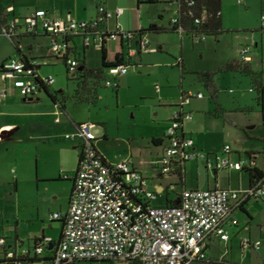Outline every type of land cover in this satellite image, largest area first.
Returning <instances> with one entry per match:
<instances>
[{
	"label": "built area",
	"instance_id": "built-area-1",
	"mask_svg": "<svg viewBox=\"0 0 264 264\" xmlns=\"http://www.w3.org/2000/svg\"><path fill=\"white\" fill-rule=\"evenodd\" d=\"M121 12V7L110 10L99 4L95 16L88 22L69 16L65 19L50 18L45 10L36 9L23 18L22 24L25 33L34 32L39 27L49 36L52 56H62L64 46H70L73 38H79L81 45L95 48L101 47L107 39L127 41V57L137 51H154L145 34L120 29L117 24L110 30L104 28L106 20ZM170 21L175 22V17H171ZM260 27L264 28L263 16L260 17ZM0 29L9 40L16 36L12 25ZM176 30L181 32L179 27ZM249 50V44L239 46L237 58L249 61ZM67 62L69 70H74L75 60L70 57ZM37 65L38 61L31 57H27L26 61L21 56L9 57L0 65V77L2 80L10 79L11 85L24 99L31 98L37 93L40 83L50 86L54 82L51 74L40 75L36 70ZM262 65L264 68V63ZM127 67L126 61L107 67L104 84L116 86V77L125 73ZM191 96L199 98L202 94L183 93L169 116L170 124L164 132L166 143L156 162L160 174H171L175 167L192 159L202 160L209 170L252 168L253 156L231 159L228 156L231 147L227 144L219 152L194 149L192 138L182 131V123L191 119V113L183 110ZM54 121L57 122L58 118L55 117ZM92 127L93 123L82 121L72 131L63 134L65 139L78 142L79 153L66 211L63 215H49V218L63 220L57 242L48 249L49 239L39 238L28 251L6 247L4 239L0 237V264H25L33 255L44 253H49L53 264L74 260L186 264L204 260L208 240L211 237L226 240L228 227L238 224L230 215L231 211L242 208L250 199L264 197L263 173L241 188L182 187L178 191L177 203L153 205L151 200L158 193L150 187L147 178L130 160L106 161L95 147ZM261 153L264 154V144ZM166 188H174L173 183ZM239 243L243 250H256L260 245L259 240L251 241L246 235L240 236Z\"/></svg>",
	"mask_w": 264,
	"mask_h": 264
},
{
	"label": "rangeland",
	"instance_id": "rangeland-1",
	"mask_svg": "<svg viewBox=\"0 0 264 264\" xmlns=\"http://www.w3.org/2000/svg\"><path fill=\"white\" fill-rule=\"evenodd\" d=\"M20 1L24 3L25 0ZM42 1L40 0V2ZM159 7L158 3L142 6L141 18L144 19L154 14L155 9ZM220 8L222 32L218 35H207L200 40L193 39L192 41L181 36L182 46L180 47L179 35L176 32H164L158 35L148 34L147 37L151 43L162 40L166 51L164 50L162 53L158 51L149 55L142 52L140 64L129 67L125 74L118 76L119 84L116 95L111 87H106L100 83L96 88L97 97L94 102H76L70 96L74 85L66 79L64 67L60 60L49 58V64L42 65L40 71L42 74H51L54 78L53 87L62 89L67 95L65 111L72 115L73 119L82 118L93 123L91 132L96 138H99L96 145L106 158L112 162L131 159L142 175L151 183L159 182L162 185H167L178 182L176 176L165 175L160 180L156 178L155 173L158 166L154 167L153 163L160 148L151 143L150 137L160 135L163 129L164 132L168 129V126L163 128V122L156 121L161 117L160 112L167 111V108L158 109V102L176 97L174 100L176 102L173 103H179L180 88L193 92L198 90L203 95L202 99L191 101L193 102L192 112H190L192 121L183 122L184 129L191 132L192 138H198V140L205 142V146L198 148V150L208 153L219 152L224 144L229 145L232 151L234 149L240 150L243 141L246 140L247 143L252 144L247 140V137H252V135L256 139H260L261 136L264 137V95L261 104L256 98V91L249 90L252 84L248 78L227 72L217 71L213 74L217 89L216 100L227 111V115L233 121L231 124L209 112V109L211 110L214 106V101L196 77V73L216 70L225 60L236 56L235 50L243 44H249L251 68L253 70L260 69L259 49L261 47L264 54V31L260 29V17H264V0H221ZM166 17L167 15H164L163 22H165ZM24 41L41 44L42 48L36 52H45L43 38H28ZM254 41L257 43L256 47L253 46L252 42ZM8 48L9 43L0 36V57L6 53ZM85 56L87 66H99L98 49L88 47ZM179 58H181L184 67L181 74L176 65ZM106 79L105 77L103 81ZM33 106L36 111H45L48 108L44 97H41L40 102ZM156 110L158 111L157 116L154 114ZM40 117L41 115L35 119ZM59 117L62 121L56 125V131H54L56 137L59 134L58 138L53 137L52 141L49 140V137L43 138L40 132L46 130L47 127H43L42 122L38 119L39 121L28 122L24 125L20 133L21 141H10L4 145L7 151L0 158V189L9 190L11 184L7 183H12L13 175L18 177L23 166L32 164L33 167L36 154L38 157H47L49 161L57 157L56 144L64 140L60 137V134L63 133L61 128L63 125L69 124L65 114H60ZM169 124L170 121L167 120V125ZM52 128L50 125L48 129ZM71 130L69 128L67 131ZM103 132L106 134L105 141L101 139ZM234 137L236 140H233ZM258 146L259 143L256 147ZM2 150L0 151L2 152ZM52 168L54 171L55 163H53ZM207 170L209 177H211L212 170ZM230 174L229 186L233 187L235 184L232 176L235 173L231 172ZM239 175L243 180V186L245 175L244 173ZM224 177L223 171L217 172L219 186L226 185ZM204 181L205 167L203 161L200 159L187 160L183 178L184 188L203 187ZM157 198V200L152 199L151 201L160 204L161 195H158ZM247 210V213L253 217L249 226L250 234H258L261 237L259 250L250 252L249 256L250 258L261 256L260 263L264 264V201L249 200ZM237 215L239 219L243 218L241 214ZM56 226L57 224L54 223L52 233ZM231 258H237L235 249H232ZM247 260L248 258L245 259V261ZM35 264L53 263L46 260ZM71 264L127 263L105 260H74Z\"/></svg>",
	"mask_w": 264,
	"mask_h": 264
},
{
	"label": "crops",
	"instance_id": "crops-1",
	"mask_svg": "<svg viewBox=\"0 0 264 264\" xmlns=\"http://www.w3.org/2000/svg\"><path fill=\"white\" fill-rule=\"evenodd\" d=\"M153 3L155 4L158 3L160 7L155 9L154 14H151L149 17L142 19L141 18L142 6L150 5ZM99 4L104 5L107 9L110 10L114 9L115 7L122 8L121 14L117 16H112L111 18L106 20L105 23L103 24L104 28L108 30L113 29L115 24H117L120 29L129 30V31L136 30L138 28L144 29L149 24H154L158 28H165V30L163 31L162 29H159L158 31L156 30L150 31L145 33L146 36L148 34L158 35L164 32H170V33L174 32L167 30L168 21L171 17L174 16L173 14L174 8H172L173 5L171 3L165 2L164 0H153V2H148L146 0H116V1L115 0H43L42 2H40V0H25L24 3L20 0H0V28L3 26L12 25V28L14 29V33H16L15 36L16 46H14L11 40H9V38L6 37L1 32L0 29V36L9 43V48L7 49L6 53H4V55L0 57V65L2 64L3 61L8 59L9 57L21 56V54H23L26 57L29 58L31 57L36 59L38 61V65L36 66L37 72L40 75H47L41 73L40 71L41 66L49 64V60H48L49 58L52 59L54 58L55 60H58L55 57H53L49 52V36L46 35L39 27H36L33 34L25 33L22 24L23 18L25 16L30 15L36 9H43L46 11V15L50 18L65 19L66 17L69 16L77 20H89L95 16L96 6ZM164 15H167L165 22H163ZM220 21H221V8H220ZM176 33L179 35L180 47L182 46V41L180 38L181 36L187 37L190 41L193 40L189 38L187 35L183 34L182 32L176 31ZM28 38L31 39L43 38L45 41L44 42L45 52L37 53L36 51L39 48H42V45L38 43H31L24 41V39H28ZM148 40H149V46L151 48H154V51L144 52L145 54L149 55L156 53L158 51L160 53H162L164 50L166 51L162 40L154 41V43H151L150 39ZM127 43L129 42L124 40L107 39L104 42V48H105L107 60H113L115 54L121 53L123 60L129 62L127 67L128 70L129 67H135L136 65L140 64L142 59L141 56L142 51L135 53L131 57H127L126 55ZM252 43L253 46L255 47L257 46V43L255 41ZM70 46L73 47L75 54L83 58V63L87 68H94L87 66L85 64V57H86L85 52L88 47H93V46L87 45L85 46V48H83V46L81 45V40L79 38H73V40L70 43ZM259 46L261 45L259 44ZM15 47H17L19 51H17ZM93 48L99 50V64H100V47L99 48L93 47ZM237 49L235 50L236 56L227 59L224 62L229 60H236ZM261 49L262 47L259 49V56H260L259 64H261L260 69L262 67V63H264V54L263 51H261ZM179 59L181 60V58ZM248 66L251 69V71L255 73H258V71H260V69L253 70L251 68L250 60ZM218 72L235 73L242 77H246L253 86L251 76L245 74L244 72L238 70H220ZM181 73L183 72H180V74ZM104 75L106 77V72H104ZM211 77H212L211 80L214 82L213 75ZM197 79L203 84L201 78H197ZM118 84L119 82L117 76L116 87L113 90L115 95L117 94L118 91L117 90ZM261 84L264 86V73L261 75ZM53 85L54 82L52 84V87ZM250 88L251 87H249V89ZM54 89H56L57 91L62 90L56 87ZM228 91H230V89H228ZM182 92L184 93L188 92L194 94L199 91L198 90H196L195 92L191 90L185 91L184 89L180 88L178 98L180 97V94ZM263 95L264 94H260L258 91L256 92V98L259 99L261 104H262ZM41 97H44L46 99L48 108L45 111H36L33 105L39 103ZM202 97L203 95L199 98L195 96H191L188 102L183 106V110L192 112L193 102L191 101L200 100L202 99ZM210 98L213 99L214 106L211 110L209 109V112H211L214 116L221 118L222 116L220 114H223L228 118V121L224 120L223 118L222 120L227 123L233 124V121L231 120V118H229V116L226 113L227 111H225L224 108L217 102L216 91L213 94V96L210 95ZM174 100H176V97H171L168 100L158 102L157 104L158 109L167 108L166 112H160L161 117H159L156 120L157 122L158 121L163 122L162 124L163 128H166V126H168L167 120H169V116L172 110L175 108V104L173 102L176 101ZM157 112L158 111L156 110V112L154 113L156 116L158 114ZM60 114H65L67 116L68 123L70 124V126L69 124H65L61 128V132L63 133L60 134V137L64 140L56 144V148L58 150L57 157L54 160L49 161L47 157L45 156L38 157V155L36 154L34 156L33 167L32 164L23 166V168H21L22 171L18 173V177L16 175H13L12 183L10 182L7 183V184H11L9 190L7 189V191H5V189H0V237L4 239L5 246L8 248H15L17 250L29 251L32 249V245L34 241L39 238L49 239L50 245H54L57 242L61 229V221L60 218H49V215L52 213H59L60 215H63L66 211L68 204V197L72 187L73 176L75 173L77 157L79 153L78 142L70 139L66 140L63 137V134L65 132H70L67 131L69 128L73 130L74 126L77 123L87 120L82 118L73 119L72 115L68 114L65 110L64 111L59 110L55 104L51 103L50 100L44 95V93L37 92L33 97L24 99L22 96L18 94L17 90L11 85L10 79L7 78L5 80H2L0 77V145L2 146L1 149H3L2 152L0 151V158L1 155L5 153V151H7V148H5L4 146L7 142L21 141L20 133L22 132L24 125L28 122L34 123L40 120L43 124V127H47L46 130L40 132L42 137L43 138L49 137V140L52 141L53 137L54 138L56 137L55 136L56 134L54 133V131H56V125H58L62 121L61 118L59 117ZM39 115H41V117L38 118L39 120L35 119ZM55 117L58 118L57 122L54 121ZM187 121L191 122L192 116L191 119ZM50 125L51 128L52 127L53 128L49 130L48 128L50 127ZM163 130L161 131L160 135H156V136L154 135L150 137L151 143L155 146H159L160 148L159 154L155 162L153 163L154 167L157 166L156 162L161 155L160 154L161 149L163 145L166 143ZM182 131L185 135H188L189 137L192 138V136L190 135L191 132L184 129L183 123H182ZM57 135L59 137V134ZM105 137L106 134L103 132L101 139L105 141L106 139ZM259 138L260 139H256L253 137V135L252 137L251 136L247 137V140H249L252 144L247 143L248 141L246 140L243 141L242 148L240 150L238 149L236 150L234 149V151L231 150V152L228 154L229 158L237 159L239 157L248 158L250 156H253L254 166L257 169L264 171V154L261 153L262 145L264 144V137L261 136ZM98 139L99 138L95 137V142H94L97 151L102 155V157L106 161L112 162L111 160H109L104 156L102 151L96 145ZM152 139H155V141H152ZM157 139H159L160 141ZM192 140H193L194 149L198 150V148L205 146V142L198 140V138L196 139L192 138ZM233 140H236L235 137L233 138ZM256 142L259 143L258 147H256L257 145ZM231 153L233 155H230ZM129 160L131 164L136 169H138L136 164L131 159ZM185 162L182 163L183 175L185 169ZM53 163H55L54 171H52ZM219 171H223L225 173V177H224L226 184L225 186H219L218 184L219 181L217 178V172ZM211 172H212V174L210 175L211 177H209L208 170L205 168V181L203 183V187H192V188H212V187L241 188L249 185L248 173L244 170L219 169V170H212ZM231 172L235 173L234 176H232L234 181L233 183L235 184L233 187L229 186V183L231 182L230 181ZM240 173L241 174L244 173L245 175V181L243 186H242L243 180L239 175ZM155 176L157 179L160 180L165 175H161L159 170H157ZM167 176H175V174L171 173L168 174ZM148 183L150 187H152L154 190L157 191L158 195H161L160 204H155L152 201L151 203L153 205H158V206L164 205L165 203L164 191L168 184L162 185L159 182L151 183L149 181ZM158 195L156 196L155 200L158 199L157 198ZM168 196L172 199L174 198L173 194H169ZM250 200L264 201V197L258 199H250ZM247 202L244 203L242 208L234 209L231 211L230 215L238 221V224L228 227V238L226 240H221L215 237H211L208 240L205 247L206 259L190 261L186 264H259L261 262L262 259L261 256H257L255 258H250L249 256L250 252H256L259 250V248L256 250L251 248H246L245 250H243L241 249L239 243V239L241 235L248 236V238L251 241L259 240V242L261 243L260 235L258 234L251 235L249 232V226L253 217L249 213H247L248 212ZM237 214H241L243 218L239 219ZM54 223H56L57 226L56 229L54 228V232L52 233L51 230H53ZM232 249H235L237 252V258L235 259L231 258ZM43 255L48 256L49 253H44ZM246 258H248L247 261H245ZM112 261L125 262L118 260H111L110 262ZM36 262L39 261L26 262L25 264H35ZM71 263L72 261L69 264ZM125 263L128 264V262Z\"/></svg>",
	"mask_w": 264,
	"mask_h": 264
},
{
	"label": "trees",
	"instance_id": "trees-1",
	"mask_svg": "<svg viewBox=\"0 0 264 264\" xmlns=\"http://www.w3.org/2000/svg\"><path fill=\"white\" fill-rule=\"evenodd\" d=\"M148 2H153V0H146ZM165 2L171 3L173 5V14L176 19L175 22H171L170 19L168 21V31L176 32V28H180L181 32L187 35L191 39L200 40L207 35H218L222 32L221 21H220V5L221 0H164ZM88 22H91L90 20ZM100 24H96L99 26ZM162 29L163 31L165 28H158L154 24H149L146 28H138L135 31L138 34H145L150 31H158ZM264 31V28H261ZM27 34H33V32H26ZM146 35V34H145ZM11 42L14 46H16L15 37H11ZM68 40V39H66ZM73 40V39H72ZM71 40V41H72ZM100 47V64L94 68H87L83 63V58L79 55L75 54L74 49L72 46H68L67 44L64 46V52L62 56H53L56 59L60 60L64 67L65 77L67 80L73 83V90L72 94L70 95L72 99L76 102L80 101H87V102H94L96 95V88L100 83H102L106 87H111L112 90L115 89L116 86H108L104 84L103 79L105 78L104 72H106V68L109 66H113L117 63H122L123 57L122 54H115L113 60L106 59V52L104 48V42ZM85 48V45H82ZM17 51L19 49L15 47ZM139 52V51H137ZM22 59L25 61L27 57L21 54ZM72 58L75 60V66L73 67L74 70H69L68 68V58ZM129 62L126 61V64ZM249 61L236 59V60H229L224 62L218 69L214 71H203L196 73L197 78H201L203 81V86L208 91L210 95L216 91V87L214 82L211 80V76L220 70H238L244 72L247 75H250L252 78L253 86L250 88L251 90L258 91L260 94H264V86L261 84V75L264 73L263 65L258 71L255 73L251 71L248 66ZM176 65L179 67L180 72H183V63L179 59L176 62ZM105 70V71H104ZM37 79V78H36ZM39 81V80H38ZM37 92L44 93V95L50 100L51 103L55 104L59 110H65V101L67 95L64 93L63 90L57 91L52 87V85L47 86L43 84H39ZM182 92L180 96L183 94ZM260 98V97H259ZM26 99V98H25ZM222 118L228 121V118L220 114ZM165 138V135H164ZM159 140V139H157ZM155 141V139H152ZM160 141V140H159ZM242 170L248 173L249 183L252 182L254 179L263 175L264 171L257 169L255 166L252 168H243ZM173 174L177 177L178 182H174L172 189L165 188L164 191V205H172L175 204L177 201L178 191L183 187V165L177 166L172 171ZM148 181V180H147ZM173 194V199L170 198L168 195ZM158 195V194H157ZM61 227L63 220L60 218ZM61 231V229H60ZM60 237V233H59ZM37 240L34 241L32 247L36 243ZM52 243V242H51ZM51 252V251H48ZM52 261V257L50 255H33L32 258H28L26 262L31 261ZM205 260V259H204ZM93 261V260H89ZM111 261V260H105ZM69 264V263H63ZM128 264H140L139 261H129Z\"/></svg>",
	"mask_w": 264,
	"mask_h": 264
},
{
	"label": "water",
	"instance_id": "water-1",
	"mask_svg": "<svg viewBox=\"0 0 264 264\" xmlns=\"http://www.w3.org/2000/svg\"><path fill=\"white\" fill-rule=\"evenodd\" d=\"M175 203H177V201H175ZM47 248L50 249V248H51V245L49 244V245L47 246Z\"/></svg>",
	"mask_w": 264,
	"mask_h": 264
}]
</instances>
